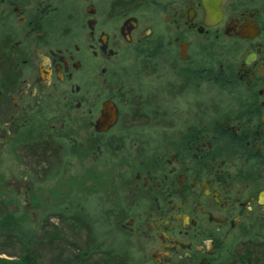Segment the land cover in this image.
Segmentation results:
<instances>
[{
  "label": "flooded vegetation",
  "instance_id": "1",
  "mask_svg": "<svg viewBox=\"0 0 264 264\" xmlns=\"http://www.w3.org/2000/svg\"><path fill=\"white\" fill-rule=\"evenodd\" d=\"M221 7L208 21L203 0H0L2 170L105 189L134 257L255 264L264 0Z\"/></svg>",
  "mask_w": 264,
  "mask_h": 264
},
{
  "label": "trees",
  "instance_id": "2",
  "mask_svg": "<svg viewBox=\"0 0 264 264\" xmlns=\"http://www.w3.org/2000/svg\"><path fill=\"white\" fill-rule=\"evenodd\" d=\"M50 150L44 146L37 154L49 160ZM8 214L14 213L0 197V251L16 254V264H134L136 259L128 247L118 248L99 238L86 213L57 210L56 222L46 215L37 229L7 223ZM250 243L256 245L251 247L254 263L260 259L264 264V247H260L264 239L256 237Z\"/></svg>",
  "mask_w": 264,
  "mask_h": 264
},
{
  "label": "rangeland",
  "instance_id": "3",
  "mask_svg": "<svg viewBox=\"0 0 264 264\" xmlns=\"http://www.w3.org/2000/svg\"><path fill=\"white\" fill-rule=\"evenodd\" d=\"M3 156L0 155V162ZM0 166V197L9 193V197L15 200L19 207L18 214H8L6 222L20 227H31L37 229L47 214L57 210L82 212L88 214L92 224L97 231L99 238H106L107 242H111L115 247L125 248L123 237L114 231L113 220L111 219L110 209L107 206L105 195L98 186L82 185V182H68L64 180L55 185L40 186L34 184H26L21 187V183L16 182L21 172L17 168L10 167V170H2ZM75 174V172H73ZM66 176H69L66 174ZM85 190V192H84ZM51 220V218H50ZM51 221L56 222L57 218ZM95 230L93 234H95ZM264 238V229L261 231ZM95 237V236H94ZM97 238V237H96ZM251 241L256 237H250ZM108 245V243H104ZM9 256L7 253L0 251V264H16V254ZM134 264H155L150 254L145 251L135 256ZM18 264V263H17Z\"/></svg>",
  "mask_w": 264,
  "mask_h": 264
},
{
  "label": "water",
  "instance_id": "4",
  "mask_svg": "<svg viewBox=\"0 0 264 264\" xmlns=\"http://www.w3.org/2000/svg\"><path fill=\"white\" fill-rule=\"evenodd\" d=\"M223 0H203L204 6L207 11V20L216 21L222 14V4Z\"/></svg>",
  "mask_w": 264,
  "mask_h": 264
}]
</instances>
